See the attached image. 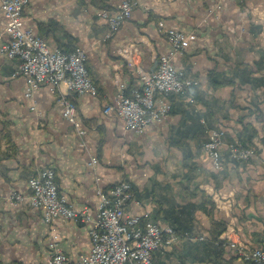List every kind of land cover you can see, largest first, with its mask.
Here are the masks:
<instances>
[{
  "label": "crops",
  "instance_id": "obj_1",
  "mask_svg": "<svg viewBox=\"0 0 264 264\" xmlns=\"http://www.w3.org/2000/svg\"><path fill=\"white\" fill-rule=\"evenodd\" d=\"M122 1L30 0L26 9V24L40 33L42 25L52 46L88 51L96 96L76 95L62 84L57 93L43 87L28 98L27 82L17 74L20 59L0 54V264H47L54 232L72 259L91 248V223L47 224L41 209L6 200L13 190L28 194L29 178L45 167L56 171L68 201L92 215L99 185L128 180L142 203L129 212L147 210L179 235L156 264H248L214 238L231 226L248 247L264 245V0H133L131 18L108 37L98 12H115ZM5 21L0 8V45L8 39ZM159 22L194 34L175 63L201 84L173 100L164 122L136 133L104 106L119 80L139 84L133 70L155 71L159 55L171 49ZM211 73L230 82L215 88ZM60 92L75 100L84 135L63 116ZM216 126L225 130V144L242 138L256 146L257 157L231 160L223 147L222 167L215 168L204 144ZM93 157L98 163L91 166Z\"/></svg>",
  "mask_w": 264,
  "mask_h": 264
},
{
  "label": "built area",
  "instance_id": "obj_2",
  "mask_svg": "<svg viewBox=\"0 0 264 264\" xmlns=\"http://www.w3.org/2000/svg\"><path fill=\"white\" fill-rule=\"evenodd\" d=\"M29 3L30 0H0L6 19L3 34L8 37L0 45V54L20 59L17 74L27 82L26 96L31 98L43 87L57 93L62 84L76 95L96 96L98 87L87 65L88 51L81 46L72 51L52 46L34 27L26 24ZM135 5L133 0H123L115 12H98V16L107 22L108 37L117 33L131 18ZM210 12L214 13L215 9ZM159 25L171 49L159 55L155 71H146L140 66L133 70L139 84L131 86L119 80L116 95L104 106L105 114L117 115L123 119L127 129L136 133H143L148 126L164 122L172 111V97L193 91L201 84L199 79L187 76L175 63V58L190 48L194 34L168 28L163 22ZM57 100L62 106L63 116L79 134L84 135L85 129L76 116L75 100L68 92H60ZM190 100L196 101L193 96ZM32 108L36 109L34 105ZM225 133L220 126L211 128L204 144V151L215 168L222 167L223 147H227L231 160L249 162L257 157L255 145H245L240 141L225 144ZM97 163V157H93L91 166ZM28 185V194L13 190L6 195V200L15 205L28 202L31 207L41 209L47 224L66 219L92 225L91 248L78 259L70 258L62 251L58 243L60 236L54 232L47 264H156L157 254L179 238L173 227L161 223L149 211L129 212L130 205L140 207L142 203L135 198L133 185L128 180H119L108 188L98 186L99 206L94 215L88 207L78 208L68 201L60 190L56 171L51 167L37 170L29 178ZM1 200L0 196V204ZM234 236V231L228 226L215 243L230 249L248 264H264V245L250 248Z\"/></svg>",
  "mask_w": 264,
  "mask_h": 264
},
{
  "label": "trees",
  "instance_id": "obj_3",
  "mask_svg": "<svg viewBox=\"0 0 264 264\" xmlns=\"http://www.w3.org/2000/svg\"><path fill=\"white\" fill-rule=\"evenodd\" d=\"M40 31H41V35L42 36H44V35H46V32L44 33L43 32V28H42V25H40ZM63 29V28H62ZM64 34H65V36L67 37V39L68 40H70V36H68V34L66 33V32H64ZM70 45V44H69ZM58 47H61V48H64V49H66L67 51H72L74 48H70V46H68V45H66V44H63V43H60L59 45H58ZM230 81L229 80H222V81H218V80H216L215 78H214V74L213 73H211V75H210V83L213 85V87H218V86H222V85H224V84H227V83H229ZM179 96H181V95H179ZM179 96H174V97H172V102H173V100L175 99V98H177V97H179ZM238 141H240V142H242V143H244L245 145H251V143L249 142V143H247L245 140H243L242 138L240 139V140H238ZM155 219H157V218H155ZM158 220V219H157ZM175 229V228H174ZM226 229H225V226H223L222 227V229L221 230H219V232H218V235L217 236H215V241L218 239V237L225 231ZM175 231H177L176 229H175ZM217 245V244H216ZM220 249H225L223 246H221V245H217Z\"/></svg>",
  "mask_w": 264,
  "mask_h": 264
},
{
  "label": "rangeland",
  "instance_id": "obj_4",
  "mask_svg": "<svg viewBox=\"0 0 264 264\" xmlns=\"http://www.w3.org/2000/svg\"><path fill=\"white\" fill-rule=\"evenodd\" d=\"M94 79V78H93ZM95 81V80H94Z\"/></svg>",
  "mask_w": 264,
  "mask_h": 264
}]
</instances>
